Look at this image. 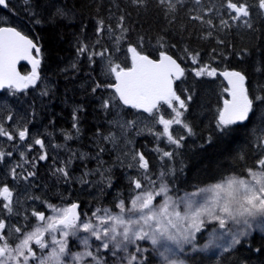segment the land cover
<instances>
[{
    "label": "snow or ice",
    "instance_id": "snow-or-ice-1",
    "mask_svg": "<svg viewBox=\"0 0 264 264\" xmlns=\"http://www.w3.org/2000/svg\"><path fill=\"white\" fill-rule=\"evenodd\" d=\"M130 2L147 5V0ZM24 3L30 6L31 0ZM155 4L169 24L179 12L186 13L188 20L201 27L203 39L213 37L217 29L245 27L255 31L253 20L264 16V0H220L218 8L207 10L202 7V0H155ZM0 6L7 8L8 0H0ZM57 14L63 17L68 13L57 9ZM216 16L218 22L214 21ZM125 19L120 15L114 26L99 19L94 38L78 39L76 45L77 58L87 60L90 66L102 63L103 74L108 78L95 82L91 90L98 93L111 89L108 97L101 99V107L115 118L109 121L108 134L101 136L97 129V136L112 147L94 145L96 152L89 154L77 153L66 145L50 146L67 147L69 154L61 162L63 166L53 169L65 182L72 180L69 167L78 159L86 169L81 182L103 195L106 189H113L111 174L118 164L128 171L127 190L117 195L109 207L97 206L85 212L78 201L57 206L39 195H29L36 172L17 163L9 175L13 181L25 182L24 191L20 193L14 185L0 181V264H190V254L210 248L227 253L253 232L264 233V132L256 139L250 164L241 165V170L232 169L206 186L181 194L173 164L177 156L183 155L178 150L185 147L184 141L194 135L186 116L193 95L187 88L181 91L177 81L187 79L186 74L197 80L222 77L226 81L214 116L215 130L221 136L230 135L235 126L248 121L254 106L264 105V85L252 89L245 73L221 70L189 48L184 49V58L193 67L182 66L167 51H159V58L154 59L141 50L142 44L125 45L129 32ZM34 22L39 24L41 19ZM162 41L160 37L158 42L163 49L166 45ZM216 43L223 44L224 39H216ZM117 53L130 60V66L122 63ZM41 56V47L32 38L13 26H0V90L7 89L14 96L37 87ZM21 61L31 65L29 74L22 75L18 70ZM76 67L74 62L72 68ZM41 94L48 92L45 89ZM123 108L147 114L151 126L139 127L138 119H124ZM73 120L76 134L65 133V141L76 139L79 134L75 112ZM174 126L182 131L177 132ZM145 129L156 141L164 142L155 147L159 165L146 158L144 152L128 147L133 144L132 134L139 136ZM0 138L13 142V148L29 141L25 145L28 151L33 144L39 145L42 154L38 159H48L43 150L49 145L39 136L31 138L27 121L20 125L12 113L0 120ZM112 152L118 155L116 163L110 164L104 156ZM12 156V151L0 150V163ZM20 159L30 163L23 151ZM89 160L95 161L94 168H88ZM23 197L39 201L43 207L22 215L19 204ZM200 234L208 237L202 246L198 243Z\"/></svg>",
    "mask_w": 264,
    "mask_h": 264
},
{
    "label": "trees",
    "instance_id": "trees-1",
    "mask_svg": "<svg viewBox=\"0 0 264 264\" xmlns=\"http://www.w3.org/2000/svg\"><path fill=\"white\" fill-rule=\"evenodd\" d=\"M8 4L5 10L0 9V16L7 21L0 26H13L39 44L42 52L39 72L44 85L27 93L28 104L21 99L23 94L13 96L7 93L6 99L20 100L18 107L14 108L28 117L32 116L30 124L27 121V127L42 128V135L50 137L53 143H66L77 153L94 154L97 150L94 145L112 147L97 136V129L101 131V136L108 134L111 127L109 121L115 118L112 114H106L101 107V99L107 98L111 89L98 93L91 90L95 82L108 80L103 74V64L90 66L87 60L78 59L76 55L78 39H93L97 21L101 18L114 26L118 17L124 15V23L129 28L125 45L142 44L141 50L154 59H158L159 51H167L182 66L193 67L191 61L184 58V49L189 48L193 52L198 51L202 60L211 62L221 70L245 73L252 89L264 85V16H257L253 20L255 31L245 27L224 31L217 29L213 37L203 39L201 27L197 22L188 20L184 12H179L169 24L157 9L155 0H147L146 6L133 5L130 0H31L30 6L24 0H8ZM219 5L220 0H202L205 10L213 6L218 8ZM57 9L68 14L61 17ZM36 18L41 19V23H35ZM213 18L218 22V16ZM160 37H163L162 43L166 45L163 49L158 42ZM220 38L224 39L223 44L216 43V39ZM213 48L216 52L212 51ZM116 55L122 63L130 66V61L122 53ZM74 62L77 63L75 69L72 68ZM20 71L24 74L28 69L21 66ZM186 75L187 79L176 83L181 91L187 88L193 95L186 116L194 135L184 141L185 147L178 150L183 155L177 156L173 162L177 170L176 184L181 193L212 183L232 169L241 170V165L245 163L250 164L256 151V139L264 132V105H256L246 123L235 126L230 135L221 136L215 130L214 116L222 102V81L219 78L197 80L191 74ZM45 89L48 94L42 95ZM74 112L78 117L79 134L76 139L65 141V133L76 134L72 128ZM121 115L126 120L149 118L130 109H122ZM175 129L182 131L178 127ZM132 135L133 144L128 147L144 152L146 158L159 165L155 147L157 143L163 145L164 142L156 141L147 129L139 136ZM9 148L6 142L0 146V150L4 151ZM39 155L32 153L26 158L30 163H26L24 169L36 172V176L31 178L29 195H39L48 202L64 205L78 201L81 209L87 212L97 206H111L115 197L127 190L128 171L118 164L112 169L113 189H106L102 195L95 187L81 182L80 177L86 171L81 161L72 163L69 169L72 180L65 182L53 172L56 164L65 156L59 152L55 154L59 158L55 156L53 159L51 156L49 167L46 160L38 159ZM117 155L116 152L105 153L104 158L113 164ZM87 163L89 169L95 167V161L89 160ZM33 164L35 167H32ZM21 183L18 181L17 185L14 184L20 193ZM30 202L40 204L25 197V201L19 204L22 212L32 209ZM200 235L199 244L203 243L205 237ZM188 259L190 264H264V235L253 232L227 253L221 251L210 255L198 252L190 254Z\"/></svg>",
    "mask_w": 264,
    "mask_h": 264
},
{
    "label": "flooded vegetation",
    "instance_id": "flooded-vegetation-1",
    "mask_svg": "<svg viewBox=\"0 0 264 264\" xmlns=\"http://www.w3.org/2000/svg\"><path fill=\"white\" fill-rule=\"evenodd\" d=\"M25 75L26 74H29V72H27V73H24ZM37 85L39 86V87H42L43 86V81L40 79L38 82H37ZM37 86V87H38ZM37 87H29L26 91H25V94H23L22 95V97H21V99H23L24 100V102H26V104H28V99H27V93H29L30 91H34ZM7 93H8V91L7 92H5L3 95H1L0 96V100H2V99H6V96H7ZM19 99L17 100V101H8V103H11V104H13L11 107H18V105H19ZM25 123H23L22 125H24ZM28 129H29V133H30V137L31 138H35V137H37V136H39V138H41V139H43L44 141H45V143H46V145H49L45 150H43V151H47V153H48V159L46 160L47 161V163L49 164V161L51 160V156H56V157H58L57 155H55L57 152H59L60 154H62V155H64L65 157H64V159L63 160H65L66 158H67V156H68V150H67V147H68V145L66 144V143H53V141H52V139L49 137V138H47L45 135H42V128H39V127H37V128H35L34 126H30L29 125V127H28ZM3 142V140H0V143H2ZM12 143L13 142H8L7 143V141H6V145H10V148L8 149V150H6V151H15L16 152V154L13 152V159L17 162V163H21L20 161H19V158H20V152L21 151H23L24 152V154H25V156H26V158L28 157V155L29 154H42V150L40 149V146L39 145H35V144H33V146H32V149H31V151H28L27 150V147L25 146V145H27V143H29V141H25V142H23L22 144H20L19 146H17V147H15V148H11L12 147ZM50 145H66L67 147H65V148H57V147H51ZM59 158V157H58ZM8 157H6V159H5V162L4 163H2L3 164V166H5L6 167V165L8 164ZM61 160V159H60ZM63 160H61V162L63 161ZM76 160H78V159H76ZM76 160H74L73 161V163L74 162H76ZM61 162H58L57 164H56V166H55V168L57 167V166H63L62 165V163ZM24 166L25 165H23V168H24ZM49 167H51V165L49 164ZM71 167V166H70ZM70 167H69V169H70ZM18 171H19V169H18ZM24 189H25V187H23V186H21V191L23 192L24 191ZM22 201H25V197H23V198H21L20 199V202H22ZM36 204H38V203H36ZM30 205V204H29ZM40 205V204H39ZM57 205H59V206H62V205H64V204H62V203H57ZM30 207V206H29ZM30 208H32V207H30ZM41 208V207H40ZM31 211H32V209H27L26 211H23L24 213H28L29 215H30V213H31Z\"/></svg>",
    "mask_w": 264,
    "mask_h": 264
},
{
    "label": "rangeland",
    "instance_id": "rangeland-1",
    "mask_svg": "<svg viewBox=\"0 0 264 264\" xmlns=\"http://www.w3.org/2000/svg\"><path fill=\"white\" fill-rule=\"evenodd\" d=\"M1 23H4V24H6L7 23V21L5 22V18L4 17H2V16H0V24ZM2 101H3V104H0V120H2L7 114H9V113H12L13 115H14V119H16L17 121H18V123L20 124V125H22L23 123H25L26 121H29V123L28 124H30V119L32 118V116H26V115H24V114H22L21 113V111H18V110H15L13 107H11L13 104H11V103H8V100L7 99H2ZM138 123H139V127H144L145 125H148V126H151V118L149 117V118H147V119H143V120H141V119H138ZM176 127H178V126H174V128H176ZM156 128L157 129H159V126H156ZM0 140H3V142L2 143H0V146L4 143V142H6V140H4L3 138H0ZM26 157V156H25ZM55 158V156H53V159ZM121 158H123V157H121ZM8 164L6 165V167L5 166H3V164L2 163H0V170L2 171L1 173H0V181H2V182H6V183H8V184H10V185H14L15 183H16V185L18 184V181H21L22 183V186L23 187H26V184H25V182L24 181H22V180H16V181H13L12 180V178H11V176L9 175V172H10V169L13 167V166H15L16 164H17V162L13 159V157H8ZM74 160H76V159H74ZM19 161L21 162V164L22 165H25L26 163L24 162V161H22L20 158H19ZM79 161V160H78ZM81 180V179H80ZM83 185H86V184H83ZM206 186V185H205ZM181 194H183V193H181ZM30 205H31V207L32 208H42L43 206L42 205H39V204H35V203H33V202H30ZM57 206H59V205H57ZM45 211H47V209H44ZM21 213H22V215L24 214V212H22L21 211ZM255 232H257L258 234H260V235H264V233H262V232H260L259 230H257V231H255ZM204 235V234H203ZM207 238L208 237H204L203 239H202V241H203V243L204 242H206V240H207ZM244 239V238H243ZM203 243H201L200 245L202 246L203 245ZM221 251H223L222 249H209L208 251H206V252H202V253H204V254H210V255H212V254H214V253H219V252H221ZM153 259H154V257H153Z\"/></svg>",
    "mask_w": 264,
    "mask_h": 264
},
{
    "label": "water",
    "instance_id": "water-1",
    "mask_svg": "<svg viewBox=\"0 0 264 264\" xmlns=\"http://www.w3.org/2000/svg\"><path fill=\"white\" fill-rule=\"evenodd\" d=\"M0 9L5 10V8L2 7V6H0ZM158 58H159V57H158ZM22 65L27 66V68L29 69V73H30V71H31V65L28 64L26 61H21V62L17 65V68H18L19 71H20V67H21ZM38 70H39V69H38ZM20 72H21V71H20ZM220 79H221V81L223 82V84H226V81H224L222 77H220ZM177 82H178V81H177ZM5 90H7V89H5ZM5 90H0V94H1L3 91H5ZM125 109H127V108H125ZM143 115H147V114H143ZM246 122H247V121H246ZM246 122H245V123H246ZM240 125H242V124H240Z\"/></svg>",
    "mask_w": 264,
    "mask_h": 264
}]
</instances>
